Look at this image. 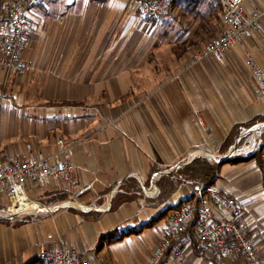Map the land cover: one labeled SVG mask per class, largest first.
<instances>
[{"label":"crops","instance_id":"1","mask_svg":"<svg viewBox=\"0 0 264 264\" xmlns=\"http://www.w3.org/2000/svg\"><path fill=\"white\" fill-rule=\"evenodd\" d=\"M245 5L263 7L264 0ZM25 15L30 35L22 56L31 66L9 72L0 65L1 135L4 143H24L0 148V165L53 154L62 137L77 167L69 179L51 178L39 193L29 191L51 211L0 220V264H41V247L75 250L102 264H150L167 235V218L148 225L169 205L195 204L203 187L186 181L159 204L158 182L205 152L217 162L246 158L223 163L216 184L244 206L241 223L264 257V177L249 157L264 142V130L249 129L264 121L247 126L264 115V92L247 65L249 54L264 71V20L220 64L212 57L194 61L196 46L170 48L162 58L164 49L154 41L160 27L133 0H41ZM236 124L243 125L239 137L223 152ZM87 184L92 188L74 198ZM149 187L156 193L147 195ZM122 194L129 197L119 203ZM74 200L81 207L56 209ZM225 213L216 208L213 220ZM126 229L136 231L121 240L108 236ZM175 236L160 264H215L194 235ZM225 264L247 263L233 256Z\"/></svg>","mask_w":264,"mask_h":264},{"label":"built area","instance_id":"2","mask_svg":"<svg viewBox=\"0 0 264 264\" xmlns=\"http://www.w3.org/2000/svg\"><path fill=\"white\" fill-rule=\"evenodd\" d=\"M41 0H0V65L9 72H24L30 63L23 56V46L30 35V25L25 10ZM209 1L220 8V16L225 30L211 38L202 48L194 50V61L212 57L220 64H225V53L233 45L242 44L245 38L252 37L264 20V6L248 9L246 0H143L140 13L151 21H157L167 13L172 5L178 3H196ZM247 65L264 92V71L251 55H247ZM5 89L0 86V116ZM264 130V123H259L249 131ZM1 138V126H0ZM56 151L41 157L28 156L17 158L11 163L0 165V195H6L9 204L5 212H0V220H15L21 214L51 211L45 203L29 195V191L39 193L49 179L61 181L69 179L77 165L72 159V146L62 137L57 139ZM205 157L212 158L210 152ZM264 159V151L262 153ZM92 184L84 185L74 193L79 198L90 190ZM147 195L155 194L151 187L144 188ZM116 188L111 192L114 197ZM200 217L195 226V239L201 252L211 255L215 264H225L233 256H241L247 264H264V257L256 246L253 236L241 223L244 206L232 194L217 184L201 189ZM81 207L78 201H67L56 207ZM223 207L226 213L219 220H213L216 208ZM192 205L184 204L180 210L171 212L165 223L167 235L150 257V264H160L165 251L170 247L172 238L183 230L194 217ZM41 264H102L103 259L89 261L75 250L61 249L51 251L41 247Z\"/></svg>","mask_w":264,"mask_h":264},{"label":"rangeland","instance_id":"3","mask_svg":"<svg viewBox=\"0 0 264 264\" xmlns=\"http://www.w3.org/2000/svg\"><path fill=\"white\" fill-rule=\"evenodd\" d=\"M142 1L143 0H133L135 6L137 3H139L140 6ZM182 4L183 3H178L175 7L173 6V9L171 7L166 13L163 22L161 20L151 21L147 19L148 21H151L152 25L160 27L159 32H157L154 37V41L155 43H158L157 46L164 49L163 51L161 50L162 58L169 57L170 48L178 53V51L183 52L187 47L193 49V47L196 46L195 49H193L194 52V50L202 48L211 38L219 35L224 30L223 23L220 20V14H218L219 9L215 4L213 5L209 1H201L197 4L192 3L191 5L183 4V6ZM183 8L191 9L192 12H186ZM20 143L14 138H8L4 143L1 135L0 148H3L5 144L16 147L19 146ZM120 190L119 187V190L118 192H115L114 197L120 192ZM29 195L32 196V193L29 192ZM8 204L9 200L7 196L0 195V212H5V208ZM26 214L23 213L21 216ZM160 226L161 224L159 223V227Z\"/></svg>","mask_w":264,"mask_h":264},{"label":"trees","instance_id":"4","mask_svg":"<svg viewBox=\"0 0 264 264\" xmlns=\"http://www.w3.org/2000/svg\"><path fill=\"white\" fill-rule=\"evenodd\" d=\"M140 1V0H137ZM201 2V1H198ZM198 2L194 3L197 4ZM211 3V2H210ZM213 4V3H211ZM176 5V4H174ZM172 5L171 7H173ZM186 5H191V3H187ZM214 5V4H213ZM218 14H220V8H218ZM221 20V16H220ZM223 32V31H222ZM221 32V33H222ZM264 121V115L259 116L255 118L253 121L249 122L247 126H251L257 121ZM243 125L241 124H236L230 134L228 135L227 139L222 145V151L225 152L227 151L237 140L239 137V134L241 132V128ZM264 136V133H263ZM264 151V142L259 147L256 151H254L249 157L256 158L261 169L263 172V177H264V160L262 158V153ZM247 157V158H249ZM246 158H230L223 160L221 162H217L216 160H210L207 157H197L193 161H191L189 164H186L182 167H180L176 172L170 173L168 176H163L160 178L158 182V187L160 190L159 195L157 196V200L159 204L167 202L171 196L175 193V191L186 181H190L194 184H200L202 185V189L210 186V185H215L217 183V180L220 178V170L221 166L223 163L227 162H240L244 161ZM126 191V190H125ZM4 196V195H1ZM6 196V195H5ZM129 196H125L122 194V200L120 202H124L126 199H128ZM118 202H114L112 204L111 208H115L118 204ZM195 215L192 218V220L188 223V225L180 231V233L186 234L188 233L189 235H194L195 236V226L197 224V221L200 217V201L199 199L195 204L192 205ZM182 207V203L178 205H169L167 206L164 210L161 211V213L154 218L152 221L153 223H150L148 226H152L155 222L167 218L168 215L173 212V211H178ZM7 223H11L9 220H4ZM15 226L19 225L20 222H14L13 223ZM136 230L134 229H126L120 233V235H116L114 233L109 234V237H113L115 240H121L123 237L128 236L132 233H134ZM106 236L101 237V242L104 241ZM112 238V239H113ZM176 241V236L172 238L171 245L168 249H171L174 242ZM100 248V247H99Z\"/></svg>","mask_w":264,"mask_h":264}]
</instances>
